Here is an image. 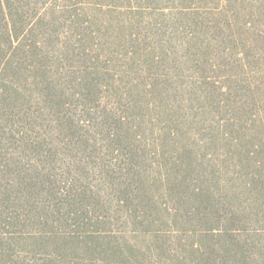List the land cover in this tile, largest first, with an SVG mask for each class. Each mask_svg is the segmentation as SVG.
Segmentation results:
<instances>
[{"label":"trees","instance_id":"16d2710c","mask_svg":"<svg viewBox=\"0 0 264 264\" xmlns=\"http://www.w3.org/2000/svg\"><path fill=\"white\" fill-rule=\"evenodd\" d=\"M197 1L222 2L0 0V264L256 259L243 247L256 232L227 226L228 220L240 219L224 211H205L201 218L196 211L170 214L160 202L164 195L173 205L193 201L199 196L193 184L221 175L226 166L228 176L245 179L240 185L228 181L235 210L245 222L264 226V156L256 158L264 155L258 146H264V89L256 91L258 85L248 82L250 74L262 71L246 70L245 60L259 57L245 52L251 47L243 42L259 27L239 18V9L229 15L222 7L244 0L201 7L206 12L197 11ZM158 2L195 18L187 24L199 26V35L174 30L151 41L161 29L151 19V34L134 33L145 32V26L133 13L147 10V4L159 8ZM212 19H217L213 27ZM209 31L211 40L202 37ZM167 42L173 53L163 54ZM192 46L198 51L186 55ZM238 46L242 50L234 52ZM226 57L235 69L226 71L228 81L221 85L207 75L205 64L221 67ZM177 58L188 66L166 64ZM206 133L210 145L226 150L206 152L201 137ZM248 179L255 182L251 192L262 194V200L251 197L252 204L244 189H237ZM156 180L160 187L151 190ZM184 188L191 195L182 198ZM158 189L160 195L152 193ZM214 192L203 199L210 206L220 203ZM105 195L117 197L122 211H108ZM115 219L126 226L120 237L106 226ZM202 219L216 220L220 227L187 228ZM159 222L167 228H159ZM126 232L130 235L124 237ZM217 232L228 240L213 244ZM257 233L264 237V229ZM207 241L211 249L205 255ZM261 246L254 256L263 259ZM214 255L222 260L216 262Z\"/></svg>","mask_w":264,"mask_h":264},{"label":"rangeland","instance_id":"374dc122","mask_svg":"<svg viewBox=\"0 0 264 264\" xmlns=\"http://www.w3.org/2000/svg\"><path fill=\"white\" fill-rule=\"evenodd\" d=\"M197 4H195V8H197L198 12H204L205 8L207 9H212L214 7H220V4L222 5L224 2L222 0V2L220 4H218V2H211V3H202L200 1L196 2ZM159 4V8L154 7L155 5H157V3L154 4H147L148 9L147 10H141V13L138 14L136 12H134L133 14L135 16H138L139 21L145 26V32L141 31V30H137L135 29L133 32L137 33V34H151L152 32V28H151V23H149L148 19H151L153 21H157V23L159 24V26L161 27L160 31H157L154 34V37H151V41L153 40H158L161 37L158 36L157 34L160 32H164V35H167V31L171 32L174 30H180L183 35H186L187 37H191V35L193 36H198L199 35V31H200V27L199 26H194L192 24H187L189 20H195V18H189L188 16L181 14V13H176V11L167 3L164 2H158ZM163 7V8H161ZM201 7H203V11L201 10ZM223 8H227L229 15L232 14V12H234V10L237 8L239 9V18L243 17L244 21L248 20V22L250 24H255L258 25V32L255 30L254 34H252L251 32L247 33L248 31H246L247 34H245V36L243 37V42L250 45L251 49H249V47H246V51L251 54L257 55L259 57V59H255L253 60L251 57L248 58V60H245V65H246V70L248 71H262L261 75H255L252 76V74H250L251 77H248V82H252L255 85H258L256 91H261L262 89H264V33H260V31H262L264 28V0H244L242 2H238L236 1V3H227L225 5H222ZM220 7V8H222ZM154 8V9H153ZM153 9V10H152ZM159 9H164V10H159ZM206 12V11H205ZM236 15V13H235ZM211 14L205 15L203 17H200V19H204V18H210ZM214 21H217V19H212L209 22V26H214ZM250 27V26H249ZM253 26H251L250 28H252ZM256 27V26H255ZM262 28V29H261ZM166 30V31H165ZM264 31V30H263ZM258 34V35H257ZM203 38H207L208 40L212 39V35L209 32H206L203 36ZM154 45H159L158 42L151 44L150 46H154ZM198 48V47H197ZM196 47H189L186 49L185 54L188 55L189 53H196ZM237 48V49H236ZM162 52L164 54V52H169V53H173L170 49H174V46L172 45V43H164L163 46L161 47ZM199 49V48H198ZM197 49V51H198ZM233 50L235 51H240L242 50L239 46L235 47ZM158 51L155 52L156 55H161V50L157 49ZM228 50V47H227ZM244 50V49H243ZM206 51V50H205ZM177 52V51H176ZM178 55L181 54V50L179 49V52H177ZM164 62V60H163ZM183 62V61H182ZM220 63H222L221 67H218V64L214 61L209 62L207 64H205V66H208V70L206 71L207 75H209L210 77H213L212 80H217L219 81V83L221 85H225V83H227L228 78L226 75V71L228 72V69H235V66H231L228 64V57L224 58L223 60H220ZM166 64H168L169 66H174V65H180L181 67L185 68L186 66H188L187 63H185L184 65L180 64V61L178 60V58L175 61H168ZM216 64V66H215ZM214 71H211V69L209 67H213ZM227 66V67H226ZM187 79V78H186ZM264 92V90H263ZM223 102V101H222ZM205 143H208L206 147H204V150L208 153H220L223 150H226L223 146H220L219 144H216V148L213 147L212 145L209 144L208 140H209V134L206 133L204 135L201 136ZM255 141V140H254ZM258 146L262 147L264 149V146L258 144ZM264 155H257L256 158L259 160L263 159ZM224 166V165H223ZM226 166H224V170L222 171L223 173L219 176L217 175H211V176H207L205 178H203L201 181H197L196 183H194L193 185L197 188V191L199 192V196H194V200L193 201H182L181 203L177 202L176 205H173V200L172 197H169V195H164L165 197L160 199L161 203H164L165 205H167V210L169 211L170 214H175L174 209H176L177 214L178 215H183L184 211H196V217L201 218L203 215H206L205 211H224V213H227L228 216H234L236 217V219H240L239 220H228V225L229 227H234V228H242L245 229V231L242 232H249L251 233V230H254L256 233H254V235H250L247 236L248 240L246 241V244H249L248 246L243 244V247L246 250L245 254L251 253V255L256 258L251 260L250 259V255L248 256V259H246V262H244L243 260V264H259L260 260L264 261V254H263V259L261 257H258V255L254 256V253H259L261 254L260 249H262L261 247V243H264V237H262L260 235V233L257 232H261L264 229L263 225H258V224H253L252 222H249V220H247L245 222V219L243 217L242 214L239 213V211L235 210L236 208H238L234 202L233 199L230 198V190L228 189V181L231 184H234L236 182L235 185H240V183L242 181H244V178H240V179H235L233 178L231 175L228 176V168H225ZM150 168V165L147 166V169ZM254 171V170H253ZM208 172V171H207ZM246 173L245 169L243 168V172L242 174ZM207 174V173H206ZM235 175V174H234ZM249 179L246 181V184L243 187H239L237 186L238 190H242V188L244 189V197H246V199H248V201L252 204L250 198L253 197H258L260 200H262V194H255V192H251L254 189V184L253 183H248ZM154 186H152V189L158 188L160 187L158 180H156V182H154ZM243 184V183H242ZM248 184V186H247ZM259 185V184H258ZM234 186V185H233ZM210 190H214L216 197L219 198L220 203H217L216 205L210 206L208 205V203L206 204V202L203 201L204 198H206V194H208L210 192ZM153 194L155 195H160L159 193V189L152 191ZM182 194L184 196H182ZM189 191L184 188L183 192L181 193L182 198L188 196ZM191 195V194H189ZM178 196V195H177ZM176 196V197H177ZM255 196V197H254ZM105 197L108 199L109 202H107L106 204H108L109 210L108 211H112L113 214L115 211H122V208L120 206V204L118 205L117 203V197L115 199V197H111V196H107L105 195ZM177 199V198H176ZM176 201V200H175ZM171 207L173 210H171ZM154 211H159L157 208H153ZM167 210H160V211H167ZM98 211H104L103 209H99ZM213 213V212H212ZM110 215V213H109ZM157 216V215H155ZM158 217V216H157ZM173 218V217H172ZM116 223L112 222V225H106L108 229H112L113 231H115L116 236L120 237L121 233L124 231V229H126L125 224L123 223L122 219H115ZM242 222V223H240ZM193 225V223H192ZM185 225V226H189L187 228L189 229H198V228H218L220 227L216 220L211 219L209 222H206V219H202L201 223H198V225ZM159 228L161 229H166V225H164L163 222H159ZM178 227H182L181 225H178ZM193 227V228H192ZM220 231V229H214V232L216 231ZM130 234L128 232L124 233V237L129 236ZM245 237V236H244ZM212 239L214 240L213 244H219L220 242L225 243L226 240H228V237L223 235V232H217L215 233V236L212 237ZM204 244V243H203ZM206 246H204V252L206 255V252H209L210 248V243L207 241L205 243ZM215 261L217 262V258L221 259L220 257H216L214 255ZM258 259V260H257Z\"/></svg>","mask_w":264,"mask_h":264}]
</instances>
